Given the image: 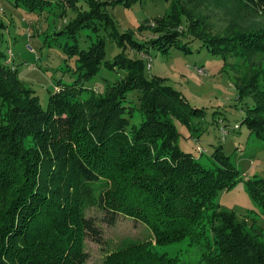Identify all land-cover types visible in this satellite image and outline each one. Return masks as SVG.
I'll return each mask as SVG.
<instances>
[{"label":"trees","instance_id":"16d2710c","mask_svg":"<svg viewBox=\"0 0 264 264\" xmlns=\"http://www.w3.org/2000/svg\"><path fill=\"white\" fill-rule=\"evenodd\" d=\"M79 1L14 0L34 13L73 12L75 18L62 32L69 37L84 29L97 34L89 51L79 50L76 43L69 47L77 55L78 78L51 94L46 110L19 81L17 69L3 62L0 46V264H85V240L103 243L97 220L114 226L121 217L146 225L152 237L108 255L104 264H178L156 247L210 239L214 253L201 264H264V233L247 229L218 203L219 194L240 179L231 157L216 147L212 158L217 167L208 169L177 144L175 122L189 125L202 110L165 80L145 76L144 59L122 53L103 63L107 44L99 36L100 26L114 27L109 5L135 0H83L87 8ZM167 3L169 11L155 27L150 28V21L143 26L154 38L140 44L126 35L116 40L119 47L129 44L138 53H149L150 47L193 53L191 45L197 41L199 51L238 58L247 71L246 84L250 76L261 78L255 89L264 94V68L251 73L246 67L253 58L264 62V0ZM103 64L109 70L124 69L126 76L102 93L91 90L84 97L90 89L81 83L96 77ZM246 84L237 85L241 96ZM132 91L139 93L138 108L128 102ZM253 99L259 118H250L249 129L261 135L264 95ZM134 110L143 115L139 125ZM246 184L264 216V179ZM84 196L97 217L87 215V209H68L69 197L82 206Z\"/></svg>","mask_w":264,"mask_h":264},{"label":"rangeland","instance_id":"374dc122","mask_svg":"<svg viewBox=\"0 0 264 264\" xmlns=\"http://www.w3.org/2000/svg\"><path fill=\"white\" fill-rule=\"evenodd\" d=\"M79 4H84L87 8L83 0ZM109 7L107 14L114 27L100 26L99 36L107 44L103 63L106 64V60L108 63L114 62L122 53L128 59H144L145 76L165 80L193 108L202 110L201 117H192L194 119H191L189 125L175 122L180 133L177 142L179 148L198 158L209 169L217 167L212 154L220 146L224 154L231 157L240 173L237 183L219 194L220 207L234 213L240 222L247 225V229H260L264 233L262 210L248 192L246 184L255 177L264 179V131L260 132L261 135H252L249 129L250 118H259L255 110L257 103L253 98L264 95L255 89L261 78L253 79L254 76H250L246 84L247 71L242 68L238 58L230 55L224 59L220 54L217 57L206 50L199 51L200 44L197 41L191 45L193 53L179 49L164 53L154 47H150L149 53H138L129 44L121 49L118 41L126 35L132 36L140 44L154 38L156 35L143 26L150 21V28L155 27V22L167 15L169 5L167 0H135ZM61 11L54 9L53 12L34 13L25 7H17L14 0H0V46L4 55L3 62L13 70L17 69L19 81L39 97L43 110L47 109L51 94L60 86L78 78L75 73L77 55H72V48L69 47L76 43L79 50L89 51L97 38V34L90 29L78 32L76 37L62 34L76 15L71 11L64 15ZM177 31L187 34V30L181 27ZM252 61L246 63V67L251 68V73L264 68L261 59L253 58ZM105 64L96 77L81 83L90 89L84 97H89L91 90L100 94L106 87L113 86L114 82L126 76L124 69L116 67L109 70ZM244 84L247 92L241 96L237 85ZM260 89L264 91V81L260 84ZM138 98V91H132L128 102L138 108ZM134 113V119L139 125L143 122V115L138 110H134ZM67 203L68 209H87V215H99L88 196L82 197V206L78 205V199L73 204L71 197ZM97 224L102 229L103 243L85 240L84 246L89 256L85 264H104L108 255L152 237V232L146 225L130 218L121 217L114 226L99 220ZM208 243L202 241L190 244L185 240L173 246L156 247V251L167 253L178 264H201L204 258L207 259L214 253L212 240Z\"/></svg>","mask_w":264,"mask_h":264}]
</instances>
